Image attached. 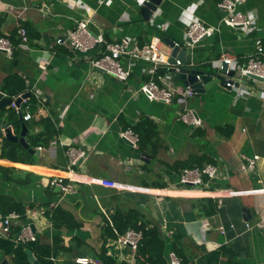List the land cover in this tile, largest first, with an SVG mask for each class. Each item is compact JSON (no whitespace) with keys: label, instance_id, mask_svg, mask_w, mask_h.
<instances>
[{"label":"crops","instance_id":"crops-1","mask_svg":"<svg viewBox=\"0 0 264 264\" xmlns=\"http://www.w3.org/2000/svg\"><path fill=\"white\" fill-rule=\"evenodd\" d=\"M222 1L162 0L152 16L143 15L142 0L0 1V38L12 41L22 26L29 41L28 48L15 44L12 58L0 52V101L8 98L2 93L7 77L19 74L26 81L28 99L38 102L34 118L23 123L28 143L30 136L44 132L54 136L48 147L30 145L38 152L24 157L29 164L2 158L0 147V197L21 204L26 211L40 212L35 232L41 244L51 247V257H43L40 250L32 252L39 264L38 256L50 264H75L84 257L101 262L104 248L117 262L144 264L146 258L138 261L130 247L117 245L125 234H120L119 227L130 220L159 229L165 264L174 251L175 233L184 235L181 244L194 255L225 248L220 264H264V230L255 226L264 216L263 83L237 75L239 87L217 85L205 94L177 97L172 105H164L148 101L139 91L149 79V65H133V74L124 83L92 71V54L73 52L56 42L89 18L91 32L102 33L110 43L129 38L146 44L167 37L184 46L187 26L199 20L220 31L187 49L192 55L187 67L202 70L224 57L243 66L259 45L264 46V0L240 5L255 21L245 34L221 24L226 15L219 7ZM168 69H161L164 79L159 83L185 89L183 80H175ZM186 108L197 113L200 127L179 121V112ZM8 114L10 121L12 111ZM143 119L152 122L146 128L145 153L120 137ZM47 120L52 126L47 127ZM23 124L18 130L8 122L16 136ZM3 139L0 136V143ZM70 146L87 152L74 174L66 155ZM254 156L260 157L256 170L243 171V157ZM197 161L219 168L220 177L211 190L179 184L181 171ZM58 178L73 180L77 193L65 195L52 186ZM91 178L118 181L134 190L90 184ZM48 209L51 215L59 212L56 225ZM5 261L12 264L0 252V264Z\"/></svg>","mask_w":264,"mask_h":264},{"label":"built area","instance_id":"built-area-1","mask_svg":"<svg viewBox=\"0 0 264 264\" xmlns=\"http://www.w3.org/2000/svg\"><path fill=\"white\" fill-rule=\"evenodd\" d=\"M1 1V0H0ZM143 3L145 0H142ZM247 0H223L219 7L225 11L226 15L222 19L221 24L234 30L249 33L254 25V20L242 12L240 5L246 3ZM256 17L257 14L253 13ZM91 19H84L79 21L77 26L66 34L65 37L58 39V45H68V47L77 53L92 54L89 64L92 71L107 74L117 79L120 82L126 83L133 74V65L143 63L149 65V79L143 83L139 91L150 102H158L164 105H172L177 97L185 99L195 96V92L191 87L185 89H175L166 84H160L164 77H160L159 73L162 68L166 67L173 76H176L182 67L181 62L177 61L176 65L171 63V54L166 49L165 44L161 39H154L150 43L140 44L135 40L129 38H122L119 41L107 42L104 35L99 33L93 34L90 30ZM220 31V27H213L207 25L199 20L192 21L186 29V42L184 47L193 49L202 40L214 36ZM18 35L22 38L21 46L29 47L27 31L20 26ZM15 46L9 38H0V52L5 53L10 58L13 57ZM229 68L232 66L237 69V73L241 78L257 76L263 79L264 87V46L259 45L256 53L249 58L247 64L240 66L234 59L224 57ZM221 62V61H220ZM91 77L88 76V79ZM234 87V86H233ZM6 97V96H5ZM22 97L12 98L13 102L10 107L17 112L24 115L25 121H30L34 118L30 112V107L26 100L22 102L21 108H17L15 101ZM45 103L44 101L41 102ZM178 119L182 123L198 128L202 125V121L197 113L190 108L179 112ZM120 137L133 145L138 146L139 136L132 130L126 129L120 133ZM39 149H42L41 147ZM69 161V171L74 174V168L80 165V161L85 159L87 152L70 146L66 151ZM245 163L242 165V170L248 173H253L256 170L259 156L253 158L243 157ZM220 177L219 168L215 164H206L203 166H195L181 171L179 175V184L185 188H198L203 190H211L213 185ZM72 179V178H71ZM90 184H96L103 187L116 190H134L133 187L120 183L118 181H110L102 178H91ZM76 183L71 180L67 181L63 178L55 179L52 186L58 187L65 195L77 193ZM247 192H235L232 194H244ZM41 218L39 211L27 210L24 215L12 212L8 215H3L0 212V238L13 242L16 246L26 245L31 242L38 241L36 232L33 231L32 226ZM264 230V216L255 225ZM35 227V226H34ZM249 228H252L248 224ZM19 232L15 233L17 229ZM223 231V229H222ZM143 241L142 231L129 229L117 242L119 247H130L134 254L137 253ZM76 264H103L96 259L80 258L77 259ZM167 264H182V259L174 251H170L168 255Z\"/></svg>","mask_w":264,"mask_h":264},{"label":"trees","instance_id":"trees-1","mask_svg":"<svg viewBox=\"0 0 264 264\" xmlns=\"http://www.w3.org/2000/svg\"><path fill=\"white\" fill-rule=\"evenodd\" d=\"M28 37V36H27ZM11 41V40H10ZM22 41L21 38L18 36V31L16 33L14 32L12 35V44L13 45H19ZM28 92V87L26 84V81L24 78H22L19 74H12L5 80L4 86L2 88V93L5 94L8 98H17L20 95H23ZM2 98V95H0V99ZM27 105H24L23 109L26 106L30 107V112L33 114V112L36 111L38 107V102H36L32 98L28 99L26 101ZM8 111H12L11 118L9 121V114ZM4 113L8 115L7 117V124L10 122L13 124L14 127H16L18 130L20 129V125L22 126L24 120L18 119L19 115L13 110L11 107L4 110ZM1 119V118H0ZM1 122V121H0ZM47 124V127L51 125L50 120H47L45 122ZM152 122L149 119H143V121L133 127V131L139 136L140 140L138 143V148L142 152H147V140L149 142V134L146 131L147 126H151ZM27 125V124H26ZM29 126V125H28ZM153 130V127H152ZM148 138V139H147ZM54 139V136H52L51 133L44 132L43 134L33 135L30 136L29 141L30 145L32 147H48L50 145V142ZM1 144L2 149V158L8 159L13 162L17 163H26L29 164L28 160L25 159V156H30L27 150H25L19 143L10 142L7 139H3ZM206 165L205 163H202L201 161H197L196 163L191 162L188 165H186L185 169L192 168L196 165L203 166ZM184 170V169H183ZM203 203V201H200ZM208 202H212L211 200ZM0 211L3 215H8L12 212L20 213L22 215L25 214V207H23L21 204L13 202L9 199H6V197H0ZM47 215L54 220V224L56 225L57 222V215H59L58 211H55L52 215L50 213V210L48 209ZM137 222H134L133 220H130L124 227H119L120 234L126 233V231L129 230V228H135L137 231H142L143 233V241L141 246L139 247L136 255L138 257V261H140V258H146V262L144 261V264H165V261L162 258L163 251L165 249V243L162 241L160 237V232L157 227L149 228L147 224H142L140 226L136 225ZM19 228L16 230L15 233L19 232ZM182 237V238H181ZM173 246L171 247L174 252L178 254V256L182 259V264H220L221 256H224L223 254L225 252V248H222L215 252H204L202 256L194 255L189 250H187V247L184 248V246L181 244V239L184 238V235L175 233L173 237ZM51 247H49L46 244H41L39 241L31 242L26 245H20L16 246L13 242L9 240H4L0 238V252L4 255L9 257L12 264H28V255L27 250H30L31 252L36 253L37 250H40L43 257L50 258L51 257ZM103 255V256H102ZM102 255L99 259L103 264H127L125 262H117L116 260L108 257L106 255V249L104 248L102 251ZM229 261L231 258H228ZM38 260L41 264H50L46 259L42 258L41 256H38ZM222 262V261H221ZM230 264H242L237 263L235 261L230 262Z\"/></svg>","mask_w":264,"mask_h":264},{"label":"water","instance_id":"water-1","mask_svg":"<svg viewBox=\"0 0 264 264\" xmlns=\"http://www.w3.org/2000/svg\"><path fill=\"white\" fill-rule=\"evenodd\" d=\"M162 0H145L142 5V13L145 16H152V12H156L158 7L161 5ZM162 42L166 47L171 49V63L173 65L177 64V61L181 62L180 72L175 76V80H183L187 87H191L195 95L205 94L207 91L212 90L215 86H220L222 88L230 89L233 86L239 87L240 80L237 79V69L229 68L225 61L221 62H211L205 69L196 70L187 67V64L192 61V55L188 52L187 48L177 43L176 41L169 39L167 37L162 39ZM174 70V69H172ZM170 70V72H173ZM263 82V79L257 76H250ZM30 97V93L23 94L22 97L15 101L17 108H21L22 102ZM13 100L9 98H4L0 101V136L9 140L10 142L19 143L25 150H27L32 155L36 154L38 151L31 148L27 141V127L23 124V130L19 136L13 134V129L6 123L8 115L3 111L10 108ZM20 119L24 120L23 114L20 112ZM147 155H143L144 157ZM246 215L250 214L248 209L243 210ZM245 215V216H246ZM247 218V217H246ZM249 220V219H246ZM33 231L36 229L32 226ZM28 264H39L35 259L33 253L27 250ZM3 264H10L5 261ZM76 264V263H75Z\"/></svg>","mask_w":264,"mask_h":264},{"label":"clouds","instance_id":"clouds-1","mask_svg":"<svg viewBox=\"0 0 264 264\" xmlns=\"http://www.w3.org/2000/svg\"><path fill=\"white\" fill-rule=\"evenodd\" d=\"M10 99V98H9ZM24 117V116H23Z\"/></svg>","mask_w":264,"mask_h":264}]
</instances>
